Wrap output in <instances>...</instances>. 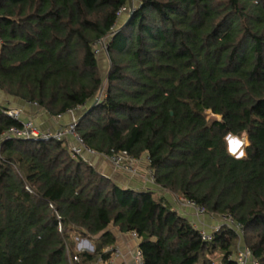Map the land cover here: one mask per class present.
Here are the masks:
<instances>
[{
  "label": "trees",
  "instance_id": "16d2710c",
  "mask_svg": "<svg viewBox=\"0 0 264 264\" xmlns=\"http://www.w3.org/2000/svg\"><path fill=\"white\" fill-rule=\"evenodd\" d=\"M128 4L0 0V92L73 110L98 154H145L158 189L123 188L64 140L3 138L21 121L2 105L0 264H111L112 228L136 234L142 264H237L239 238L264 264V0H137L120 16ZM227 135L246 137L243 157ZM167 195L242 235L223 223L203 240ZM77 235L93 252L74 249Z\"/></svg>",
  "mask_w": 264,
  "mask_h": 264
},
{
  "label": "crops",
  "instance_id": "0c3cea01",
  "mask_svg": "<svg viewBox=\"0 0 264 264\" xmlns=\"http://www.w3.org/2000/svg\"><path fill=\"white\" fill-rule=\"evenodd\" d=\"M3 96L4 99H6V106L10 105L12 107L20 108L23 111V118L32 117L35 122L40 124V126L46 130L54 131L60 126H65L71 120V115L69 113L62 114L59 119H55V117L50 116L46 111L34 106L31 103L7 96L5 94ZM64 141L67 142V140ZM141 158L144 159L142 166L144 164V170H146V155H142L140 158L136 159V161ZM84 160L123 188H133L136 190L153 189L158 191L157 187L153 184L150 175H148L149 179L145 175L143 176V179H137V176L113 169L106 162L105 158L98 157L97 155H84ZM167 198L169 199L172 207L178 213H180L192 223H197L199 227H202L205 231L210 232L216 224H219V219L215 218L217 216L207 214L197 216L194 212V209L187 205L184 201L174 200L170 195H167ZM111 230L115 235L113 249L119 251L118 254H115L114 252L111 253V264H135L132 260V251L135 249V247H138V239L132 237L130 232L122 233L115 228H112Z\"/></svg>",
  "mask_w": 264,
  "mask_h": 264
},
{
  "label": "built area",
  "instance_id": "2783aa9c",
  "mask_svg": "<svg viewBox=\"0 0 264 264\" xmlns=\"http://www.w3.org/2000/svg\"><path fill=\"white\" fill-rule=\"evenodd\" d=\"M125 7L121 8L118 12L120 15ZM29 103V102H28ZM35 106L36 104L33 103ZM2 106V105H0ZM3 112L12 117L13 119L20 120L21 126L16 128L12 127L6 132L2 134L3 138H9V137H19L23 139H40V140H49L54 139L57 141H61L66 139L68 136L70 138V144L68 145V148L72 155L80 156L84 159L85 154L90 155H99L95 151L89 149L82 137L78 134L76 131V115L73 110H68L67 113L71 115V120L68 124L65 126H62L61 129L57 130L56 132H49V131H40L37 126L31 121V119L22 120L21 114L22 111L20 108H12V107H6L3 109ZM61 115H58L57 117H60ZM106 157V159L113 165V167L116 169H123L122 171L127 172L131 175H135V170L132 166V164L136 161L137 158H133L130 156L125 150H119L117 152H112L109 155H103ZM150 178L152 179L151 173L149 172ZM187 205L191 206L194 209V212L197 216L205 214V211L203 208L196 206L191 201H184ZM219 224H216L212 231H216L219 229V227L226 223L230 225L231 227L235 228L236 231L239 233V237L242 235V231L240 228V225L236 223L232 218L227 216H220L219 218ZM194 227H198L197 223H193ZM58 229H61V226H58ZM200 236L203 240L209 241L211 239V233L205 231L202 227H199ZM131 236L137 239V236L134 232H130ZM238 247V246H237ZM115 254H118L119 251L114 250ZM235 261L237 264H258V262L252 257L250 249H248L245 246H240L237 248V251L234 255ZM74 260H77V256H73ZM132 260L135 264H142V257H141V251L138 247H135V249L132 251ZM111 263V258L109 260Z\"/></svg>",
  "mask_w": 264,
  "mask_h": 264
},
{
  "label": "rangeland",
  "instance_id": "374dc122",
  "mask_svg": "<svg viewBox=\"0 0 264 264\" xmlns=\"http://www.w3.org/2000/svg\"><path fill=\"white\" fill-rule=\"evenodd\" d=\"M137 5V0H129V4L127 7H125L123 9V15L124 14H130L131 11L136 7ZM121 16V15H120ZM121 19V17H119ZM122 21V20H121ZM106 41H107V37L105 38H102L98 41H96L93 45V49H94V52L96 54V58H97V63H98V73L103 77V87L102 89L100 90V93L99 94H102V91L105 89V76H106V73L108 72V68H109V60H108V56H107V53H106ZM4 94L0 92V105H6V99H4ZM14 98V97H13ZM18 99V98H17ZM33 104V103H31ZM34 105V104H33ZM35 106V105H34ZM8 107H12L10 105H8ZM38 107V106H36ZM12 108H18V107H12ZM40 108V107H39ZM42 109V108H41ZM43 110V109H42ZM22 111V110H21ZM211 115L208 114L207 117H210ZM23 121L24 120H27V119H31V121L35 124V126H37V128L40 130V131H49V132H56L57 130L61 129L62 126H60L59 128H57L56 130L54 131H50V130H46L44 128H42L40 126V124H38L37 122H35L32 117H27V118H23V111H22V114H21V117H20ZM55 119H59V117L55 116ZM64 140H67L66 144H67V147L68 145L70 144V138L67 136L66 139ZM225 144H226V150L229 154L233 155L234 157H243L245 155V146L248 144V141L246 139L245 136H242V137H236V136H232V135H227L225 137ZM231 149L233 151H231ZM239 149L240 152L237 153L236 150ZM241 152H243V155H239ZM85 155H88V154H85ZM98 157H102V158H105L102 154H99L97 155ZM106 162L113 168V165L106 159ZM142 163H144V159L141 158L139 159L138 161L134 162L132 164L134 170H135V175L133 176H137V179L140 178L143 179V176H147L148 179H149V171L146 169L144 170V164L142 166ZM94 167V166H93ZM117 171H122L123 169H117ZM124 173H127L124 171ZM129 174V173H127ZM131 175V174H130ZM141 175V176H140ZM138 181V180H137ZM215 218H218V217H215ZM73 241H74V249L76 251H87V252H93V245H92V242L87 239V238H84V237H80V236H73L72 237ZM237 246L240 247V246H243V242L241 240V238L238 239L237 241ZM237 247V248H238ZM114 251V249L112 250V252ZM236 253V252H235ZM234 253V255H235ZM112 255V254H111ZM220 256V253L219 251H216V253H214L213 255V258L214 260L218 259ZM111 257V256H110ZM110 260V259H109Z\"/></svg>",
  "mask_w": 264,
  "mask_h": 264
},
{
  "label": "bare ground",
  "instance_id": "6f19581e",
  "mask_svg": "<svg viewBox=\"0 0 264 264\" xmlns=\"http://www.w3.org/2000/svg\"><path fill=\"white\" fill-rule=\"evenodd\" d=\"M231 151H233V150L231 149ZM236 152H237V153H239V152H240V150H239V149H237V150H236Z\"/></svg>",
  "mask_w": 264,
  "mask_h": 264
},
{
  "label": "clouds",
  "instance_id": "9594fccd",
  "mask_svg": "<svg viewBox=\"0 0 264 264\" xmlns=\"http://www.w3.org/2000/svg\"><path fill=\"white\" fill-rule=\"evenodd\" d=\"M239 155H241V156H242V155H243V152H241Z\"/></svg>",
  "mask_w": 264,
  "mask_h": 264
},
{
  "label": "water",
  "instance_id": "95a60500",
  "mask_svg": "<svg viewBox=\"0 0 264 264\" xmlns=\"http://www.w3.org/2000/svg\"><path fill=\"white\" fill-rule=\"evenodd\" d=\"M98 98V97H97Z\"/></svg>",
  "mask_w": 264,
  "mask_h": 264
}]
</instances>
